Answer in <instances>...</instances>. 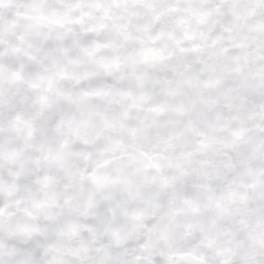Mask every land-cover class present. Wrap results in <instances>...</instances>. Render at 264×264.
<instances>
[{
    "label": "clouds",
    "instance_id": "9594fccd",
    "mask_svg": "<svg viewBox=\"0 0 264 264\" xmlns=\"http://www.w3.org/2000/svg\"><path fill=\"white\" fill-rule=\"evenodd\" d=\"M0 264H264V0H0Z\"/></svg>",
    "mask_w": 264,
    "mask_h": 264
}]
</instances>
